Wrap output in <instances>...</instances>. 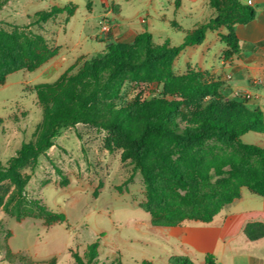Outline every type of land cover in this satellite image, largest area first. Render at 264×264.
<instances>
[{
  "label": "trees",
  "instance_id": "obj_1",
  "mask_svg": "<svg viewBox=\"0 0 264 264\" xmlns=\"http://www.w3.org/2000/svg\"><path fill=\"white\" fill-rule=\"evenodd\" d=\"M208 4L216 16L187 32L179 46L169 40L157 44L151 34H141L130 45L109 44L102 58L79 61L54 83L34 86L43 122L36 128L35 140L23 144L6 166L0 162V187L6 182L14 186L6 210L25 205L30 177L22 172L38 166L62 130L80 124L106 132L105 149L122 150L121 160L141 173L146 209L155 227L210 223L240 199L243 189L264 198V147L243 141L249 133L264 136L263 113L228 99L224 83L207 72L191 67L183 75L174 71L186 48L201 45L208 32L221 28L227 30L220 38L229 48L223 58L240 53L235 29L253 21L256 10L238 0H208ZM76 9L72 4L54 6L11 32L0 28V84L16 72H34L56 56L43 35L29 30L42 28L65 12L72 16ZM125 82L157 84L162 91L150 100L138 98L118 107ZM31 206L34 218L48 225L66 221L64 214L38 201ZM245 233L253 241L263 238L264 225L250 224ZM98 248V243L89 245L83 258L73 254L75 264H99ZM177 264L193 263L183 258ZM205 264H217L215 256L208 254Z\"/></svg>",
  "mask_w": 264,
  "mask_h": 264
},
{
  "label": "rangeland",
  "instance_id": "obj_2",
  "mask_svg": "<svg viewBox=\"0 0 264 264\" xmlns=\"http://www.w3.org/2000/svg\"><path fill=\"white\" fill-rule=\"evenodd\" d=\"M177 1L189 9L201 0H151L164 8ZM55 2L59 1L10 0L0 11V28L11 32L14 26L28 23L29 17L48 10ZM63 2V6L78 7L66 23L67 34L59 22L48 23L43 28L33 27L29 32L46 36L63 47L66 44L72 47L70 41L79 38L91 5L96 14L104 5L118 7L126 3L124 0ZM182 14L181 10L179 20ZM92 25L97 27L98 20H92ZM89 41L106 45L104 41ZM35 75L16 72L0 84V162L4 166L23 144L35 140L36 128L43 122V110L33 87L43 79L35 81ZM161 91L157 84L125 82L116 104L123 107L138 98L150 100ZM106 136L102 130L81 124L62 130L55 146L40 157L38 166L22 172L30 180L24 194L25 205L20 209H5L14 186L6 182L0 187V264H75L73 254L85 257L89 245L94 243L99 245V264L178 263L174 256L167 257L166 263L159 261L160 256H165L164 251L170 252V249L162 240V228L151 223L143 177L130 162L121 160L122 150L110 153L105 149ZM243 141L264 147L262 135L249 133ZM32 201L64 214L66 221L48 225L43 219L34 218Z\"/></svg>",
  "mask_w": 264,
  "mask_h": 264
},
{
  "label": "crops",
  "instance_id": "obj_3",
  "mask_svg": "<svg viewBox=\"0 0 264 264\" xmlns=\"http://www.w3.org/2000/svg\"><path fill=\"white\" fill-rule=\"evenodd\" d=\"M9 1H0V11ZM58 1L59 4L55 2L49 9L54 5L62 7L63 0ZM124 1L126 3L118 7L115 4L104 5L96 14L89 4V13L85 16L79 38L70 41L72 47L58 45L45 36L57 54L38 70L30 72L36 74L35 81L42 78L40 84H50L52 79L58 80L79 61L94 59V55H104L109 44L130 45L145 33L151 34L157 44L169 40L172 46H179L187 32L216 16L208 0H196L189 9L178 1L174 4L170 2L167 8L158 7L151 0ZM238 1L256 10L253 21L238 25L235 29L241 42L240 53L230 60L223 58L229 48L220 38L227 30L221 28L208 32L201 45L186 48L176 59L174 71L178 75L184 74L191 67L207 72L214 81L224 83V94L228 99L245 102L249 110H260L264 115V0ZM181 10L183 14L179 20ZM74 15L65 12L46 24L59 22L67 34L66 23ZM92 20H98L99 25H92ZM104 21L112 25V30L102 39L101 25ZM173 23L183 30L174 29ZM90 39L104 41L106 45L90 42ZM250 224L264 225V198L243 189L240 199L226 207L210 223L184 222L176 227H160L163 230L162 240L170 252L164 251L166 254L160 256L159 261L166 263L167 257L174 256L177 259L187 258L193 264H205L206 256L212 254L217 264H264V237L250 240L245 233V228Z\"/></svg>",
  "mask_w": 264,
  "mask_h": 264
},
{
  "label": "built area",
  "instance_id": "obj_4",
  "mask_svg": "<svg viewBox=\"0 0 264 264\" xmlns=\"http://www.w3.org/2000/svg\"><path fill=\"white\" fill-rule=\"evenodd\" d=\"M111 30H112V25L104 21L101 25V35H102L101 38L103 39L104 36L106 37L111 32Z\"/></svg>",
  "mask_w": 264,
  "mask_h": 264
}]
</instances>
